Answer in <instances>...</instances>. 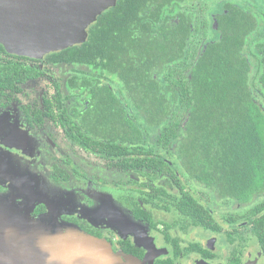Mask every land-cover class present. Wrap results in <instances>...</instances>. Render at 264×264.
I'll return each instance as SVG.
<instances>
[{"label": "flooded vegetation", "instance_id": "af4514ba", "mask_svg": "<svg viewBox=\"0 0 264 264\" xmlns=\"http://www.w3.org/2000/svg\"><path fill=\"white\" fill-rule=\"evenodd\" d=\"M199 1L194 4L197 13ZM255 1L264 6V0ZM225 3L251 10L259 18L251 9L257 8V3L249 7L236 1H225L212 15L211 27ZM4 50L0 49V251L4 250L1 237L18 232V222L24 221L28 232L34 231L35 226L50 232L63 226L78 227L107 241L123 258L131 256L146 264H264V176L262 186L253 191L247 201L224 196L218 189L191 178L176 159L173 146L166 147L160 142L159 134L163 128L149 129L118 78H114L112 86L118 100L105 102L97 93H90L91 86L68 85L69 81H76L77 74L81 80L83 74L92 72L88 67L55 65L28 78V67L38 64L48 54L36 59L9 53L5 47ZM16 65L17 69L14 68ZM56 68L61 75L53 71ZM107 77L110 79L111 76ZM43 80L49 84L44 88L36 87ZM261 104L264 107V103ZM127 112L146 132V142L130 149L135 152L133 158L156 160L161 157L174 177L152 165L127 168L124 159H106L77 142L103 141L109 130L107 126L117 115L126 119ZM183 117L184 112L178 120ZM60 141H67L73 152L64 154ZM152 142L170 154L171 159L156 151ZM74 148L96 161H103L105 172L133 174L138 185L128 186V182L122 180L112 183L98 175L90 176L79 167ZM180 170L205 190L201 194L203 200L185 184ZM88 178L87 188L79 194L78 181ZM92 183L122 190L134 187L144 196L137 199L132 196L128 200L130 211L126 214L109 196L90 192ZM172 189L178 199L169 195ZM183 193H188L207 211L209 222H203L199 215L180 212L178 205ZM210 194L218 206L225 208L228 205L227 208L232 209L224 219H219L210 206ZM162 199H168L169 204L162 207L159 204ZM153 202L167 214L173 207L182 217V223L172 224L170 220L157 217V212L148 208ZM176 226L183 235L194 230L191 228H198L203 238L195 237L184 245L181 236L173 235Z\"/></svg>", "mask_w": 264, "mask_h": 264}, {"label": "trees", "instance_id": "16d2710c", "mask_svg": "<svg viewBox=\"0 0 264 264\" xmlns=\"http://www.w3.org/2000/svg\"><path fill=\"white\" fill-rule=\"evenodd\" d=\"M195 2L118 0L89 27L85 43L48 54L28 67V78L55 65L85 66L92 72L68 85L91 86L105 102L118 100L112 88L118 78L149 129L163 128L160 142L173 146L191 178L247 201L264 176V107L255 95H264V41L252 38L262 25L253 11L225 3L211 27L215 37L205 32L200 39ZM107 127L103 141L77 142L106 159H124L127 168L152 165L174 177L161 157L133 158L130 149L146 142V132L128 112ZM178 208L209 222L188 193Z\"/></svg>", "mask_w": 264, "mask_h": 264}, {"label": "water", "instance_id": "95a60500", "mask_svg": "<svg viewBox=\"0 0 264 264\" xmlns=\"http://www.w3.org/2000/svg\"><path fill=\"white\" fill-rule=\"evenodd\" d=\"M118 0H0V44L12 54L42 59L87 41L89 27ZM1 204V203H0ZM1 237L0 264H146L123 258L111 245L75 226L56 232L24 221Z\"/></svg>", "mask_w": 264, "mask_h": 264}, {"label": "rangeland", "instance_id": "374dc122", "mask_svg": "<svg viewBox=\"0 0 264 264\" xmlns=\"http://www.w3.org/2000/svg\"><path fill=\"white\" fill-rule=\"evenodd\" d=\"M225 1H236L239 2L240 4L249 6V7H253L254 5H256L257 8H251L252 10H254L260 18V22L262 25V28H260V32L259 33H255L254 36H252L253 38V42H259V41H264V6L262 3H258L255 0H201L198 3V13H197V19L199 20L200 24V28H201V34L199 36V38L201 39L203 36L202 34H204L205 32L208 33V37L209 38H213L215 37V34L213 32V30L211 29V20H212V15L214 14V12L218 11L220 9V6L223 2ZM256 44H253L252 49L254 51H256L255 49ZM55 73L61 75V73L57 70V68L55 70H53ZM256 74V73H255ZM255 74L252 76V80L254 82V89L255 91L258 88L257 82L259 79V76H255ZM47 84H49L48 81H41V83L39 85H36V87H40V88H44L45 85L47 86ZM256 98L258 99L259 102L264 103V97L262 95H260L258 93V91L255 92ZM183 116V115H182ZM60 143L62 144L61 148L62 151L64 152V154L68 153L70 154L71 152H73V147L67 142V141H60ZM152 146L154 147V149L160 153H162L163 155H166L167 157H169V159H171L170 154L168 155L167 152L163 149H161L155 142L151 143ZM74 151L76 153V160H78V165L79 167L83 168V171L88 172V174H90V176L92 177H96L97 175L102 177L105 180H108L109 182L115 183L117 180H122V181H127L128 182V186L131 185H138L139 181L137 180V178L133 175V174H128V173H108L105 172L104 170V163L103 161H96L94 160V158H91L89 156H87L86 154H84L83 151L77 150L76 148H74ZM86 163V164H85ZM175 164H177V162L175 161ZM104 169V170H103ZM97 176V177H98ZM180 176L182 178V180L185 182V184L189 187V189L201 200H203V198L201 197V194L204 192L205 190L199 186H197L195 183L191 182V180L188 179L187 176H185V174L180 170ZM88 180H84L78 181V188H79V194L81 192H83L82 190L86 189L87 184H88ZM138 182V183H137ZM131 188V187H130ZM128 188L126 190H122V189H117V188H112L109 186H102V184H90L89 189L90 192H97L98 194H103L105 196H109L110 200L112 202H114L123 212H125L126 214H129V209L130 208V202L128 201L132 196L134 198H142V195L144 196V194H141L140 192H137L134 190V187H132L131 189ZM170 189V188H169ZM146 194L148 192V190L146 189ZM87 190L84 191V193L86 194ZM207 192V191H206ZM83 193V194H84ZM84 194V195H85ZM169 195L173 198V199H178V194L174 191V189L170 190ZM211 197V202L210 206L215 210L214 213L216 214V216L220 219H224L228 212L232 211V209H228L227 206L225 205L226 203H224L225 208H221L220 206L217 205V202L214 200L213 195L210 194ZM148 198V197H146ZM166 200V201H165ZM168 199H162L161 202L159 201V204L164 207L166 206L169 201H167ZM164 201V202H163ZM156 202L151 203L150 205H148V208L152 209L155 211V214L157 212V217H160L164 220H170V222L173 223H177L180 224L182 223V217L173 210V207L170 208L169 214L166 213V211L164 209H159L155 207ZM80 208H82V206H80ZM158 209V210H156ZM131 215V213H130ZM178 227V226H176ZM194 230H191V232H189L187 235H183L181 233V229L178 228H174L173 231V235L174 236H181V240L183 242V244H188L189 242H191V240H193V238L195 237H199V238H203V235H201V231L198 228H191Z\"/></svg>", "mask_w": 264, "mask_h": 264}]
</instances>
